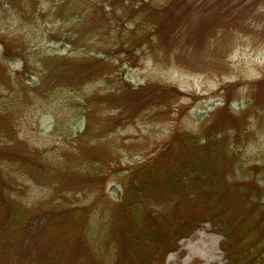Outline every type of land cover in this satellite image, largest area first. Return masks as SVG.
<instances>
[{"label":"rangeland","instance_id":"obj_1","mask_svg":"<svg viewBox=\"0 0 264 264\" xmlns=\"http://www.w3.org/2000/svg\"><path fill=\"white\" fill-rule=\"evenodd\" d=\"M147 35L153 44L141 46ZM210 134L219 144L200 148ZM177 135L218 150L210 161L225 177L226 205L255 220L264 206L248 198L264 191V0H0V202L2 192L20 214L11 226L0 205V264H88L48 227L78 207L89 212L92 248L114 261L109 219L129 168L152 158L162 167L159 150ZM223 240L205 223L164 264H206L189 250L197 244H212V264H226Z\"/></svg>","mask_w":264,"mask_h":264},{"label":"trees","instance_id":"obj_2","mask_svg":"<svg viewBox=\"0 0 264 264\" xmlns=\"http://www.w3.org/2000/svg\"><path fill=\"white\" fill-rule=\"evenodd\" d=\"M138 40L141 46L153 44L152 35ZM133 44L131 38L124 42L128 47ZM83 135L85 137L87 131ZM203 140L200 148L217 146L220 141L214 134ZM80 142L84 144L85 140L82 138ZM199 143L196 137L177 135L174 140L162 144L159 150L165 161L162 167L157 168L152 158L129 168L123 184L122 203L109 219L111 226L115 227L108 233L116 250L114 261L104 260L98 247L92 248V243L84 235L89 224V212L85 207L55 217L58 225L48 219V227L61 229L57 236L60 246L70 242L75 244L88 264H164L168 254L176 251L177 243L186 239L187 233L208 223L224 239L221 246L226 264H264V247L260 248V242H257L263 236L264 206L255 214V220L245 224L251 212L226 205L230 191L222 186L225 177H222L221 170L211 167L210 157L217 158L218 150L204 153L196 148ZM167 193L170 196L164 198ZM254 194L257 199L264 198V191L260 192L258 188L249 191L248 198ZM1 196L5 198L0 202L3 206L1 215L4 222L13 226L19 211L8 206L7 197L2 192ZM130 196H133L132 201ZM151 198H157L155 206L161 205L160 209L155 210L148 204L154 203ZM194 206L201 211L194 212ZM29 230L28 222H24L23 234L27 235ZM253 231L258 232L254 239L251 238Z\"/></svg>","mask_w":264,"mask_h":264},{"label":"bare ground","instance_id":"obj_3","mask_svg":"<svg viewBox=\"0 0 264 264\" xmlns=\"http://www.w3.org/2000/svg\"><path fill=\"white\" fill-rule=\"evenodd\" d=\"M189 250L193 255H196L199 258L203 259L206 262V264H212L217 260L215 258V250L212 244L210 245L197 244L196 246L190 247ZM184 263L187 264L186 262Z\"/></svg>","mask_w":264,"mask_h":264}]
</instances>
